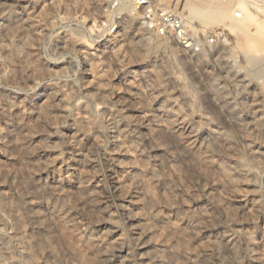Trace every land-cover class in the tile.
I'll use <instances>...</instances> for the list:
<instances>
[{
	"label": "rangeland",
	"instance_id": "obj_1",
	"mask_svg": "<svg viewBox=\"0 0 264 264\" xmlns=\"http://www.w3.org/2000/svg\"><path fill=\"white\" fill-rule=\"evenodd\" d=\"M137 1L0 0V264H264V1L153 0L200 54Z\"/></svg>",
	"mask_w": 264,
	"mask_h": 264
},
{
	"label": "built area",
	"instance_id": "obj_2",
	"mask_svg": "<svg viewBox=\"0 0 264 264\" xmlns=\"http://www.w3.org/2000/svg\"><path fill=\"white\" fill-rule=\"evenodd\" d=\"M153 0H138V8L141 25L151 35L160 39L173 41L183 51L196 54L202 53L207 48L218 44V34H208L206 36H194L186 21L171 11L158 8V4H153ZM264 1V0H263ZM264 4V3H263ZM242 10L235 12V18L242 19Z\"/></svg>",
	"mask_w": 264,
	"mask_h": 264
},
{
	"label": "bare ground",
	"instance_id": "obj_3",
	"mask_svg": "<svg viewBox=\"0 0 264 264\" xmlns=\"http://www.w3.org/2000/svg\"><path fill=\"white\" fill-rule=\"evenodd\" d=\"M194 1L196 4L201 6V8H203V9L200 10V8H199V9H194V10L190 11L189 16L193 20L199 18V20L202 24L209 25V24H212L214 22H218V21H222V20H228L230 17V13H229L228 8H229L231 1L230 2H228V0H194ZM214 5L216 6V9H213ZM243 9L246 13V19L241 23L229 25V27L227 29L232 34H234L235 32L245 33L247 36H250L253 39L252 44L261 43L262 40H264V24L255 20L246 8L243 7ZM244 11H243V13H244ZM193 29L195 30V28H193ZM249 74H251V73H249ZM255 74H253V75H255ZM261 78L264 80V74H263V77H261ZM188 148L193 149V146L191 144H189ZM13 262L15 264H21L19 262H15V261H13Z\"/></svg>",
	"mask_w": 264,
	"mask_h": 264
}]
</instances>
